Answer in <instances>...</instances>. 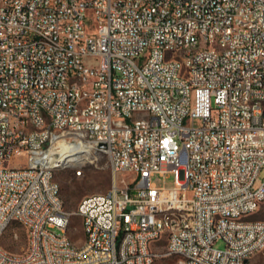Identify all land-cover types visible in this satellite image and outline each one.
<instances>
[{"label": "built area", "instance_id": "obj_1", "mask_svg": "<svg viewBox=\"0 0 264 264\" xmlns=\"http://www.w3.org/2000/svg\"><path fill=\"white\" fill-rule=\"evenodd\" d=\"M260 25L264 0H0V264H147L162 253L145 241L163 229L172 237L160 245L180 264H243L264 245ZM197 34L204 51L188 55ZM213 36L231 52L216 55ZM16 111L32 112L33 126L18 128ZM64 145L112 154L110 187L73 211L55 198L52 166L85 164ZM170 206L184 207L185 224L158 223ZM73 216L87 220L80 250L65 237ZM17 219L27 246L7 257L1 242L18 237Z\"/></svg>", "mask_w": 264, "mask_h": 264}, {"label": "bare ground", "instance_id": "obj_2", "mask_svg": "<svg viewBox=\"0 0 264 264\" xmlns=\"http://www.w3.org/2000/svg\"><path fill=\"white\" fill-rule=\"evenodd\" d=\"M260 33H264V25H260ZM212 45H214V52L216 55H226L231 52L230 43L220 42V36H213ZM205 47V34H197V40L194 46H189L188 55L202 54ZM262 52V42H254V54H261ZM60 66L65 73H73L76 70V63H71L68 57H60ZM38 92H47V85H38ZM235 102H242V107H250V99H243L242 95H235ZM89 114H96V106H89ZM17 119H25L18 121V128H28V126H33L32 112L28 111H16ZM38 119H48L47 111H38ZM93 151L97 154H105L108 157L109 164L112 163V154L108 151L107 147L92 146L90 147V152ZM64 153L67 159L80 161L81 164H87L89 150L85 149V146H73L64 145ZM66 168V167H65ZM61 169V166H52L51 181H55V198H60V204L62 205V211H68L64 208L63 200L61 197V190L58 182L55 179V172ZM76 175H80L81 171H75ZM88 200V195L85 196L79 204L85 203ZM264 203V196L255 197V205H262ZM218 218H224V221H234L245 222L250 219V212L236 213L227 211H218ZM167 220H176L178 224L186 223V214L183 206H170V207H160L158 223H165ZM17 223L22 225L27 232L28 238V224H26L24 219H17ZM82 233L86 231L87 220L81 219ZM70 229H65V237H70ZM172 237V230L163 229L162 234L160 233H150L149 240L145 241V249L149 251L150 255H157V248L160 241H169ZM264 248V245H259L258 248H254L245 252L246 263L249 257L255 254L257 251ZM72 250H80V244L72 243ZM5 253L7 257H17L19 253L10 251L5 248ZM156 258H147V264H154ZM180 264V263H179Z\"/></svg>", "mask_w": 264, "mask_h": 264}, {"label": "rangeland", "instance_id": "obj_3", "mask_svg": "<svg viewBox=\"0 0 264 264\" xmlns=\"http://www.w3.org/2000/svg\"><path fill=\"white\" fill-rule=\"evenodd\" d=\"M90 156H92L90 158ZM97 159V160H96ZM264 178V168L259 171L256 184ZM55 179L58 182L61 190L63 205L66 210L73 211L77 208L80 201L87 195L105 192L111 184V172L109 168L108 157L105 154H97L91 151L88 155V162L83 166L81 174L76 175L73 167L58 169L55 172ZM154 181L161 185L160 179L154 178ZM173 185V174H168L165 178V186ZM18 237L14 240L8 238V235L2 240V245L13 252H21L27 246L26 229L19 223L13 224ZM69 235L77 243H82L83 233L81 228V218L73 216L71 221ZM162 255L156 258L154 264H179L175 256L165 255V247L163 244L157 245ZM215 246L223 247L222 241H216ZM245 264H264V248L257 251L248 258Z\"/></svg>", "mask_w": 264, "mask_h": 264}, {"label": "water", "instance_id": "obj_4", "mask_svg": "<svg viewBox=\"0 0 264 264\" xmlns=\"http://www.w3.org/2000/svg\"><path fill=\"white\" fill-rule=\"evenodd\" d=\"M104 146V144H102Z\"/></svg>", "mask_w": 264, "mask_h": 264}]
</instances>
